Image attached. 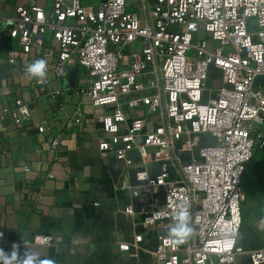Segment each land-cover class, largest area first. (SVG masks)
Instances as JSON below:
<instances>
[{
    "label": "built area",
    "instance_id": "2783aa9c",
    "mask_svg": "<svg viewBox=\"0 0 264 264\" xmlns=\"http://www.w3.org/2000/svg\"><path fill=\"white\" fill-rule=\"evenodd\" d=\"M21 1L11 16L0 17L6 64L28 76L30 53L46 34L58 43L51 72L61 85L68 84L75 59L83 94L92 106L106 108L97 118L103 133L98 155L112 157L126 176L138 164L121 186L130 199L125 213L133 215L141 193L162 195L160 208L141 217L157 235L152 264H264V243H239L243 176L264 149V86H253L264 77V0H105L96 6L49 0V11L36 0ZM136 40L140 50L123 65L124 49ZM31 78L36 88L49 83ZM137 110L145 117L129 119ZM3 113L15 123L29 118L21 100ZM153 117L156 126L148 129ZM61 138L49 137L47 148L57 151ZM181 206L188 208L193 233L183 243H166ZM226 239L234 241L230 248L223 247ZM51 241L36 235L31 243ZM142 242V235L134 236V246Z\"/></svg>",
    "mask_w": 264,
    "mask_h": 264
},
{
    "label": "crops",
    "instance_id": "0c3cea01",
    "mask_svg": "<svg viewBox=\"0 0 264 264\" xmlns=\"http://www.w3.org/2000/svg\"><path fill=\"white\" fill-rule=\"evenodd\" d=\"M104 1L83 0L93 6ZM36 2L46 11L51 8L49 0ZM22 3L0 0V17L11 16ZM140 47L136 40L125 48L122 64H129ZM57 51L58 43L46 34L42 47L30 53L29 64L36 59L47 62L48 71L36 78L49 83L40 89L32 85L31 77L6 64L7 48L0 45V249L11 252L16 244L21 255L38 253L53 264H152L155 233L141 225V217L160 208L162 195L141 193L133 201V215L125 213L130 199L121 186L138 164L126 176L112 157L98 155L103 133L97 118L106 108L92 106L83 94L84 81L75 59L69 62L70 72L78 70L74 86L69 80L61 85L54 79L51 70ZM15 100L29 108V118L20 123L3 113ZM145 115L140 110L128 112L129 119ZM146 126L154 128L156 118ZM59 134V148L52 152L46 142ZM139 234L143 242L134 246L133 238ZM36 235L51 237V244L31 243ZM120 245L129 246V251H120Z\"/></svg>",
    "mask_w": 264,
    "mask_h": 264
},
{
    "label": "rangeland",
    "instance_id": "374dc122",
    "mask_svg": "<svg viewBox=\"0 0 264 264\" xmlns=\"http://www.w3.org/2000/svg\"><path fill=\"white\" fill-rule=\"evenodd\" d=\"M213 46L218 48L219 43L215 42ZM205 87L208 96L214 93L210 80ZM262 129L264 131V124ZM242 187L245 200L241 206L242 225L239 243L246 248H257L264 243V230L259 233L255 229L257 228L255 225L264 219V150H257L247 165ZM261 228L257 229L260 230Z\"/></svg>",
    "mask_w": 264,
    "mask_h": 264
},
{
    "label": "clouds",
    "instance_id": "9594fccd",
    "mask_svg": "<svg viewBox=\"0 0 264 264\" xmlns=\"http://www.w3.org/2000/svg\"><path fill=\"white\" fill-rule=\"evenodd\" d=\"M46 60L36 59L26 66V74L29 77L42 78L46 72ZM189 211L186 206H181L174 215V224L168 228V239L166 243L179 244L185 242L193 233L189 224ZM234 241L226 239L223 241L224 248H230ZM0 264H53L50 259H41L38 253L26 251L21 255L19 245L14 244L11 252L0 249Z\"/></svg>",
    "mask_w": 264,
    "mask_h": 264
},
{
    "label": "water",
    "instance_id": "95a60500",
    "mask_svg": "<svg viewBox=\"0 0 264 264\" xmlns=\"http://www.w3.org/2000/svg\"><path fill=\"white\" fill-rule=\"evenodd\" d=\"M77 72L78 70L77 69H74L72 72H70L69 76H68V80H69V84L71 86H74L75 84V80H76V77H77ZM253 86L256 87V86H264V77H256L254 82H253ZM157 241V235L154 234L153 236V245L155 246L156 245V242Z\"/></svg>",
    "mask_w": 264,
    "mask_h": 264
},
{
    "label": "bare ground",
    "instance_id": "6f19581e",
    "mask_svg": "<svg viewBox=\"0 0 264 264\" xmlns=\"http://www.w3.org/2000/svg\"><path fill=\"white\" fill-rule=\"evenodd\" d=\"M264 226V219H262L261 221H259L256 225H255V227H257V228H260V227H263Z\"/></svg>",
    "mask_w": 264,
    "mask_h": 264
},
{
    "label": "trees",
    "instance_id": "16d2710c",
    "mask_svg": "<svg viewBox=\"0 0 264 264\" xmlns=\"http://www.w3.org/2000/svg\"><path fill=\"white\" fill-rule=\"evenodd\" d=\"M264 150V149H263Z\"/></svg>",
    "mask_w": 264,
    "mask_h": 264
}]
</instances>
